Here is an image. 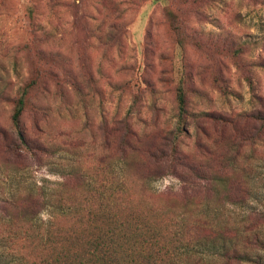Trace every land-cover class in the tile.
I'll return each instance as SVG.
<instances>
[{
  "label": "rangeland",
  "instance_id": "1",
  "mask_svg": "<svg viewBox=\"0 0 264 264\" xmlns=\"http://www.w3.org/2000/svg\"><path fill=\"white\" fill-rule=\"evenodd\" d=\"M182 81L185 155L254 134L238 152L251 196L213 205L264 236V0H0V264L30 252L19 218L7 223L18 215L7 200L43 187L52 203L72 170L94 183L119 182L115 151L124 123L149 141L176 132ZM26 87L23 133L51 146L48 152L27 150L13 126ZM144 169L129 165L131 183ZM181 186L172 174L149 180L141 201L183 210ZM260 255L244 264H264Z\"/></svg>",
  "mask_w": 264,
  "mask_h": 264
},
{
  "label": "trees",
  "instance_id": "2",
  "mask_svg": "<svg viewBox=\"0 0 264 264\" xmlns=\"http://www.w3.org/2000/svg\"><path fill=\"white\" fill-rule=\"evenodd\" d=\"M28 94L26 87L16 104L13 126L27 150L48 152L51 146L29 140L23 133L21 116ZM177 102L176 132L161 140L143 139L124 123L115 151V161L123 165L119 182L94 183L86 173L72 170L64 174L52 203L43 187L23 192L21 201L13 196L8 199L9 208L18 215L9 217L7 223L13 225L19 218L22 237L30 248L15 264H244L260 259L263 233L236 225L213 205L217 199L238 203L251 196V179L238 152L241 143L254 134L229 138L216 152L200 146L199 157L190 158L180 147L188 114L183 81ZM261 119L264 124V115ZM111 158L109 152L102 158L109 168L114 165ZM136 161L145 169L137 172L133 184L128 172ZM168 174L182 182L184 198L179 203L183 210L141 201V195L149 192L147 182ZM50 204V218L42 219Z\"/></svg>",
  "mask_w": 264,
  "mask_h": 264
}]
</instances>
